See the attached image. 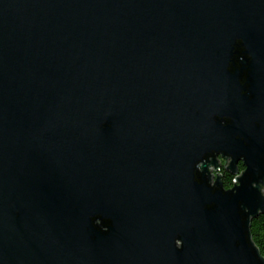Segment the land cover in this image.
<instances>
[{"label":"water","instance_id":"95a60500","mask_svg":"<svg viewBox=\"0 0 264 264\" xmlns=\"http://www.w3.org/2000/svg\"><path fill=\"white\" fill-rule=\"evenodd\" d=\"M263 214L264 0H0V264H264Z\"/></svg>","mask_w":264,"mask_h":264},{"label":"trees","instance_id":"16d2710c","mask_svg":"<svg viewBox=\"0 0 264 264\" xmlns=\"http://www.w3.org/2000/svg\"><path fill=\"white\" fill-rule=\"evenodd\" d=\"M232 177L230 176L224 181V188H229L231 185ZM250 233L252 240L259 249L260 254L264 257V214L259 215L256 219H253L250 224Z\"/></svg>","mask_w":264,"mask_h":264},{"label":"flooded vegetation","instance_id":"af4514ba","mask_svg":"<svg viewBox=\"0 0 264 264\" xmlns=\"http://www.w3.org/2000/svg\"><path fill=\"white\" fill-rule=\"evenodd\" d=\"M217 160L221 166H220L218 171L213 172V176H214V178L219 176L222 185H223L224 181L227 180L231 176L232 181H231V185L229 186V188H231L233 185V181H234L235 177L232 176L227 170H225V168H224L225 167L224 166L225 159H223L221 156H217ZM228 162H229V160H228ZM238 169H239V172L243 171V165L241 162L238 163ZM223 188H224V186H223ZM225 189H228V188H225Z\"/></svg>","mask_w":264,"mask_h":264},{"label":"clouds","instance_id":"9594fccd","mask_svg":"<svg viewBox=\"0 0 264 264\" xmlns=\"http://www.w3.org/2000/svg\"><path fill=\"white\" fill-rule=\"evenodd\" d=\"M197 167H199V165H197ZM175 246L177 249H181L183 247V242L180 239H177L175 241Z\"/></svg>","mask_w":264,"mask_h":264}]
</instances>
